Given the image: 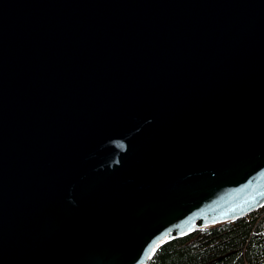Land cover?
<instances>
[{"label": "water", "instance_id": "95a60500", "mask_svg": "<svg viewBox=\"0 0 264 264\" xmlns=\"http://www.w3.org/2000/svg\"><path fill=\"white\" fill-rule=\"evenodd\" d=\"M264 206V0H0V264H148Z\"/></svg>", "mask_w": 264, "mask_h": 264}, {"label": "trees", "instance_id": "16d2710c", "mask_svg": "<svg viewBox=\"0 0 264 264\" xmlns=\"http://www.w3.org/2000/svg\"><path fill=\"white\" fill-rule=\"evenodd\" d=\"M148 264H264V206L231 224L172 240Z\"/></svg>", "mask_w": 264, "mask_h": 264}]
</instances>
